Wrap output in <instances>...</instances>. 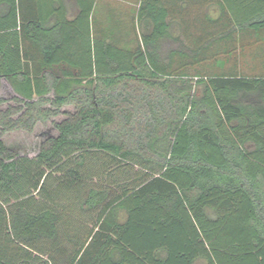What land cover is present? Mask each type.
<instances>
[{"label": "trees", "instance_id": "16d2710c", "mask_svg": "<svg viewBox=\"0 0 264 264\" xmlns=\"http://www.w3.org/2000/svg\"><path fill=\"white\" fill-rule=\"evenodd\" d=\"M210 1L229 25L195 48L176 38L175 66L264 30V0ZM38 2L27 17L0 0V88L17 94L0 99V264H264V76L173 70L169 0H141L151 29L133 48L92 35L95 0H59L57 17ZM38 125L34 158L1 139Z\"/></svg>", "mask_w": 264, "mask_h": 264}, {"label": "rangeland", "instance_id": "374dc122", "mask_svg": "<svg viewBox=\"0 0 264 264\" xmlns=\"http://www.w3.org/2000/svg\"><path fill=\"white\" fill-rule=\"evenodd\" d=\"M64 1V0H63ZM103 0H98L102 2ZM127 2H134V8L128 6ZM113 12L107 16L111 24V31H117L118 36H122L127 44L137 42V39H141V34L145 33L149 26L138 21L139 7L137 5L141 0H112ZM182 2H184L183 5ZM171 4V3H170ZM182 5V6H181ZM128 6V7H127ZM172 14L170 17L171 23L177 26L180 30H177V36L182 43L187 44L191 48H195L201 44L207 43L211 40V37L217 35L218 32L224 30L229 25V16L220 18L219 7L216 2L211 3L210 0H176L171 4ZM121 10L120 15H116L114 12ZM124 14V15H123ZM123 18V19H122ZM103 20L98 18L96 27L97 31L102 29ZM182 24V25H181ZM151 29V28H150ZM149 29V30H150ZM214 34V35H211ZM211 35V36H210ZM254 38L250 36L244 43H235V50L229 56L223 53H219L215 56H208L206 60L202 61L200 65L196 66H184L181 67L179 63L176 65V72L181 73L186 71L189 74L200 71L207 74H219L225 71L231 70L236 67L237 72L244 73L245 75H262L264 76V30L259 32H253ZM214 40L216 37L214 36ZM238 34L235 35V39ZM232 42V40H230ZM231 42H227V46L231 45ZM131 43V44H130ZM226 42H222L219 47H225ZM161 46H165V41H161ZM165 48V47H163ZM218 61L226 62L224 68H221ZM195 79H190V81ZM13 96L9 87H5L3 93L0 94L1 98L10 99ZM72 108H69L71 111ZM62 117H58L61 120ZM44 131H47L42 125H38L32 134L25 132H12L4 135L1 139L7 146L15 149L19 154L24 156L34 157L38 154L40 145L45 140V136L42 135ZM55 133V132H54ZM68 164L66 168H69ZM67 245V243H66ZM71 249L69 245H67ZM47 257V256H46ZM52 262V258H47ZM196 264H206L205 260H198Z\"/></svg>", "mask_w": 264, "mask_h": 264}, {"label": "crops", "instance_id": "0c3cea01", "mask_svg": "<svg viewBox=\"0 0 264 264\" xmlns=\"http://www.w3.org/2000/svg\"><path fill=\"white\" fill-rule=\"evenodd\" d=\"M112 0H103L101 3L98 2V0H95V5H94V9H93V19L95 20V22H97L98 18H100V20H103V29L105 34H110L111 33V24L109 22V20L107 19V16L110 15L113 12V6H112ZM59 0H41V5L44 7V10L47 11V14H53L54 17H57L58 11H57V4H58ZM75 1H73V10L70 11V13L72 14V16L70 15L69 18L70 19H74V17H76V14L79 13V9L76 7V4L74 3ZM172 2V0H169V5H171L170 3ZM19 3L23 4V9H24V14L27 17H33L34 15L37 14L38 9H39V2L38 0H19ZM56 5H55V4ZM125 3L134 8L135 3L133 2H127L125 1ZM184 2H182L183 4ZM47 5V6H46ZM185 5V4H183ZM127 6V7H128ZM182 6V5H181ZM137 7H139V4L137 5ZM121 10H116L114 13L116 15H120ZM69 13V14H70ZM172 14V11H171ZM170 14V17H171ZM124 15V14H123ZM62 19V16H61ZM123 19V18H122ZM171 21V20H170ZM182 25V24H181ZM177 30H180L179 28H177L176 25H174V23L172 24V27L169 29L171 37L168 39V44H167V52L164 54V56L168 57V62H170V57L171 55L173 56V70L176 69V66L174 65L177 62V43L175 42L176 38H179L177 36ZM91 32L92 35H96L97 34V28H96V24H95V28H91ZM180 39V38H179ZM184 46L187 47V44L183 43ZM127 47H131L133 48V44L132 45H126ZM189 47V46H188ZM25 52H26V64H27V69L28 71L31 73V75L33 76L35 73H37L38 69H42L44 66V57H43V53L41 51V49L36 46L35 44L27 41L25 42ZM172 52V53H171ZM60 68L59 70H57V72L59 71V73H62V71L66 68L64 66V63L60 64ZM58 68V67H57ZM62 75H59V77ZM9 87L11 93H13V96H11L10 98H13L15 96H17V94L14 92V90L12 89L11 85L9 84V82L7 81V79L3 78L1 80V88H0V94L3 93V90L5 89V87ZM0 99H5V98H1ZM8 104H3L0 105V109L4 110L7 108ZM46 131H44L43 133H45ZM42 133V134H43ZM5 143V142H4ZM10 147V146H9ZM21 155V154H20ZM24 156V155H22ZM29 158H34V157H30V156H26ZM93 181L96 182L97 178L93 173ZM202 260V259H201ZM207 264V262H206Z\"/></svg>", "mask_w": 264, "mask_h": 264}]
</instances>
